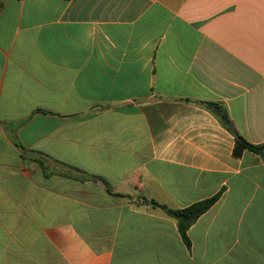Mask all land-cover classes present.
Returning <instances> with one entry per match:
<instances>
[{
    "label": "crops",
    "instance_id": "1",
    "mask_svg": "<svg viewBox=\"0 0 264 264\" xmlns=\"http://www.w3.org/2000/svg\"><path fill=\"white\" fill-rule=\"evenodd\" d=\"M204 103L264 145V0H0V264H264V152ZM219 193L189 246L141 200Z\"/></svg>",
    "mask_w": 264,
    "mask_h": 264
},
{
    "label": "trees",
    "instance_id": "2",
    "mask_svg": "<svg viewBox=\"0 0 264 264\" xmlns=\"http://www.w3.org/2000/svg\"><path fill=\"white\" fill-rule=\"evenodd\" d=\"M69 1V0H65ZM204 108L214 115L220 124L232 135L234 139V146L232 155L235 158L241 156L244 151H249L258 155H262L264 152V145H253L245 140L238 132L232 127L229 117L225 109L214 103H204ZM21 148V146H20ZM22 149V148H21ZM43 169H46L44 162H39ZM52 173V172H50ZM66 176L74 177L71 174H66ZM98 179V178H90ZM101 180V179H100ZM220 193L216 194L210 198L195 202L187 207L181 209H171L164 205L158 204L153 200H147L142 198V202L149 205L151 208H156L164 212L167 216L175 220L178 233L181 239L189 246V241L187 238V231L189 227L205 212H207L219 199Z\"/></svg>",
    "mask_w": 264,
    "mask_h": 264
}]
</instances>
